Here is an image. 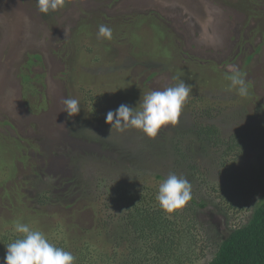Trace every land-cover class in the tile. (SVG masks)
<instances>
[{"label":"rangeland","instance_id":"374dc122","mask_svg":"<svg viewBox=\"0 0 264 264\" xmlns=\"http://www.w3.org/2000/svg\"><path fill=\"white\" fill-rule=\"evenodd\" d=\"M262 23L264 0H66L48 14L37 0H0V229L20 221L57 235L53 227L61 219L67 226L59 236L67 231L70 250L83 242L108 250L95 222L100 193L135 177L142 183L140 172L147 169L171 174L172 166L155 156L147 163L130 158L135 152L149 157V142L166 136L110 133L107 112L122 103L136 107L143 93L174 86L179 76L192 86L190 94L205 92L209 102L243 109L264 123ZM101 24L112 29L111 40L98 38ZM236 70L250 84L245 97L226 79ZM67 98L80 102L71 118L64 112ZM163 129L175 133L172 125ZM254 145L246 152L252 173L256 166L262 170L264 159V149ZM154 173L148 183L159 187ZM72 175L80 183L92 180L93 204L72 188ZM41 188L57 189L63 206L31 199ZM202 188L204 198L217 200ZM213 209L199 214L203 243L206 233L210 242L226 234V219ZM250 211L246 205L233 222ZM211 256L207 252L199 264Z\"/></svg>","mask_w":264,"mask_h":264},{"label":"trees","instance_id":"16d2710c","mask_svg":"<svg viewBox=\"0 0 264 264\" xmlns=\"http://www.w3.org/2000/svg\"><path fill=\"white\" fill-rule=\"evenodd\" d=\"M257 29L259 36H264V23ZM252 56L249 55L248 59ZM98 96L102 101L107 98V93ZM257 116L232 106L229 109L227 105L219 107L209 102L205 92L191 93L179 123L173 126L174 134L166 133L162 128L160 134L166 137L149 142V157L136 152L129 154L130 158L144 163L154 156L163 158L169 161L172 173L187 178L192 185L193 198L183 209L173 214L161 209L156 200L158 187L148 183V176L155 172L153 169L140 172H145L142 183H138L137 180L141 179L135 177L132 182H117L113 189L101 192L103 201L98 204H93L98 191H95L92 180L80 183L78 177L72 175V188L76 187L93 207H97L95 222L100 232H104V245L108 250H99L90 242L86 246L84 242L81 246L76 244L70 250L67 231L59 236V230L67 226L61 219H56L53 227L57 235L52 230L45 234L56 246L70 251L76 257V264H199L207 252L212 256L204 264H264V159L262 157V170L256 166L254 170L258 172L252 173L247 171L251 168V159L246 153L254 143H257L255 148L264 149L260 147L264 146V123L257 120ZM155 175L164 179L169 174L157 171ZM201 186L202 190L214 191L213 197L217 200L211 196L204 198L203 192L198 191ZM56 190L50 189V192L41 188L30 198L39 200V204L49 202L63 206L62 194ZM211 204L213 210L226 219V234L211 243V236L206 233L208 242L203 243L204 240L198 239L200 231L196 228L199 214ZM246 205L251 210L248 216L239 223L233 222L237 211ZM15 238L14 227L6 229L2 226L0 261L6 254L7 244Z\"/></svg>","mask_w":264,"mask_h":264},{"label":"clouds","instance_id":"9594fccd","mask_svg":"<svg viewBox=\"0 0 264 264\" xmlns=\"http://www.w3.org/2000/svg\"><path fill=\"white\" fill-rule=\"evenodd\" d=\"M65 3L66 0H37V7L41 13L48 14L64 8ZM97 35L98 38L111 40L112 29L101 24ZM174 79L179 81L174 86L143 93L136 107L122 103L116 110H109L105 122L111 126L110 133L113 130L124 133L135 129L155 139L165 126L177 125L192 86L179 76ZM226 79L238 95L245 97L249 94V84L239 70L232 72ZM64 104V112L69 118L81 111L77 99L67 98ZM192 198L191 183L174 173L161 180L156 195L161 209L168 214L183 209ZM14 232L16 238L7 244L6 254L0 264H76V257L52 243L43 231L17 221L14 223Z\"/></svg>","mask_w":264,"mask_h":264}]
</instances>
